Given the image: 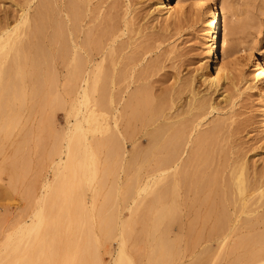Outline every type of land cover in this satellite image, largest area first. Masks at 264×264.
<instances>
[{
  "label": "rangeland",
  "instance_id": "374dc122",
  "mask_svg": "<svg viewBox=\"0 0 264 264\" xmlns=\"http://www.w3.org/2000/svg\"><path fill=\"white\" fill-rule=\"evenodd\" d=\"M14 1L20 3L22 0H0V26L6 17L16 14L18 5L16 4V7L11 5ZM34 2L48 6L44 12L46 14L44 21L48 19L44 28V30L47 28L44 31L47 34L45 39L42 38L44 35H40L42 39H39L22 34L17 42L23 40L21 43L24 44V49L18 47L17 55L12 50L6 56L5 49L0 50L1 62L17 63L23 68L19 71L4 69L0 74V249L9 235L15 234L22 225L37 224L36 218L41 215L39 233L42 232L40 233L42 237L40 236L38 241L42 242L40 246L43 249L48 248L47 252L50 256L47 255L52 259V263H57L55 253L58 241H61L64 251L76 247L83 252L81 254L83 264H113V260L118 255L121 257L126 255L127 263L123 257L125 264L130 261L131 264H256L254 252L264 251V220L256 219V216L264 211V195L258 197L256 203H254L255 198L245 206L239 203L240 212L235 211L233 214V205H225L228 217L222 221L226 228L232 227L231 230L217 233L209 231L214 216L206 214L203 210L205 207L201 212L194 210L195 216L189 213L187 216L176 218L174 213H169L166 215L165 223L170 227L165 230L158 229V208L161 203L157 194L159 187L154 185L153 176L159 173L156 160L160 155L145 153L143 155L146 157L142 154L137 157L136 154L132 156L134 152L131 154L130 150L133 149L128 138L123 140L127 153L115 147V145L121 147L122 139L117 136V130L112 124L110 97L113 93L118 95L119 109H121L127 93L133 91L137 85L145 84L156 95L160 90H169L173 87L178 78L190 77L196 69L207 62L206 26L201 22L203 10L189 1L181 11L167 17L163 13L154 11L156 0L88 1L83 12V28L79 41L84 39L83 31L99 25L103 17L116 11L119 17L129 20L128 29L118 38V42L128 44L126 52L133 50L143 52L142 60L135 67L134 74V76L141 74L143 79L140 83L134 80L129 84L127 92L123 93L124 81L122 76H119V88L113 90L109 86L112 75L110 64L108 60L103 61V70L99 78L105 85L100 90L98 88L90 92L88 98L90 97L91 100L81 106V110H95V121L101 129H89L84 123L85 143L89 147L86 150L87 156L80 161V154L74 155L76 157L72 159H66L65 149L67 128L75 121L72 107L78 106V99L74 88L69 89L65 86L63 61L58 54L51 55L49 52V50L56 51L61 42L67 44L63 37L64 40L59 41L57 32L54 34L57 20L63 21L66 0H34ZM171 2L176 4L177 0ZM209 2L219 10L225 5L229 7L226 13L229 46L241 43L255 54L258 50L264 51V0H209ZM48 14L53 16L49 17ZM235 26H239L236 32H234ZM37 42L46 54L44 58L38 57L39 66L45 67L44 71L38 73L30 71L31 64L36 59L34 53L38 52L35 48ZM30 43L32 44L28 47ZM80 54L83 55L81 61L85 62L86 54L82 51ZM218 59L221 60L220 55ZM229 60H231L229 66L231 79L226 84L228 91L225 93L229 94L230 101L229 104L220 103L217 106L219 112L207 117L209 122L219 120L222 123L215 138L217 144L213 143L215 146L213 145L214 153L212 151L211 161L208 160L210 163L206 161L210 165L205 166V163L202 168L208 167L207 172L220 168L219 172L225 175L227 162L233 159L245 160L251 167L250 171L257 172L264 180V121L260 113V97L256 88H247L251 84L248 74L251 70L250 63L243 62L237 55ZM93 62V60L89 63L87 61L88 64ZM122 95L124 98H120ZM212 98L218 101L220 97L215 98L213 95ZM124 116L122 111L117 121L119 131L125 128ZM76 133L77 131L71 129V136L75 137ZM143 139L138 140L139 143L133 148L138 146V149L141 147L143 149L147 145V141ZM143 160L145 163L142 162ZM71 163L82 166H79L80 168L74 166L72 171L69 168ZM170 172L171 170L167 175L170 181L167 179L165 184L168 197L164 203H169L173 189ZM195 176L197 177V175L192 176L193 179L196 178ZM147 178L153 180L152 182L149 180V189L147 188V192L137 193L138 187ZM63 194L73 195V198H65ZM188 194L192 195L188 196ZM188 194H185V189L182 190V213H187V204L195 201L193 191ZM112 202L113 206H111ZM58 215L60 219H57ZM75 219H80V223L76 221V225ZM87 220L91 223L89 221L87 223ZM78 224L81 228L83 226V230L79 229ZM68 227L73 228L72 233L67 232ZM105 227L109 230H105L107 233L103 234ZM120 228L124 233H119ZM62 229L66 231L63 232ZM249 229L252 230L248 231ZM57 230L60 233L59 238L56 236ZM48 232L51 233L48 235ZM73 235L78 238H73ZM81 235L84 237L80 238ZM100 237H103V240ZM122 240L124 247L118 248L120 247L118 243L122 244ZM100 241L102 243L97 246ZM85 245L89 247V251ZM76 248L73 250H77ZM119 249H123L120 251L125 254L122 255Z\"/></svg>",
  "mask_w": 264,
  "mask_h": 264
},
{
  "label": "bare ground",
  "instance_id": "6f19581e",
  "mask_svg": "<svg viewBox=\"0 0 264 264\" xmlns=\"http://www.w3.org/2000/svg\"><path fill=\"white\" fill-rule=\"evenodd\" d=\"M88 1L89 0H66L65 9H63L64 10V17L62 21L63 23L57 20L56 27H54L55 28L54 34L55 32H57V36L60 37L61 39V40L59 39V41H63L65 39L67 44H62L61 42L60 46L57 48L56 51L53 50L54 51L53 52L52 50H49V52H51V55L58 54V57L63 61L62 63L64 70L65 86L69 89L74 88L76 98L78 99V101L76 100L78 106L72 107V109H74L75 112L74 114L75 121L73 125L67 128L65 149H66V159H72L73 157L77 156L76 154H80L81 156L80 161L85 159V157L87 156L88 152L86 150L89 147V145L85 143L86 138L84 131L85 129L84 123L87 125L89 129L92 130L101 129L100 126H98L95 121V117H96L94 115L95 110L94 109L81 110V106H84L89 102V100H91L90 97L88 98V94L90 92H93V90H96L98 88L100 90V88L105 85L99 78V74L103 70L102 67L104 65L103 61L108 60L110 64L112 75L109 81V86L113 90H118L119 88V76H122V80L124 81V86H123L124 91H122L123 93L127 92V89L129 88V84L134 82V80H137L140 83V81L142 82L143 79V76H141V74L134 76L135 67L141 62L142 60L141 54L143 52L140 50H133L131 52H126L125 50L128 48V44L127 45L124 43L120 44L118 42V38L124 35L125 30L128 29L129 20H127V18L125 17L123 18L119 17L116 11L113 13L110 12L109 13L110 15H107V17H103L100 24L98 23L99 25H96L92 28H88L87 30L83 31L84 39L82 41H79L83 28V12L85 6L88 4ZM189 1L190 2L192 1L191 3H194L195 6L200 7L204 12L201 22L205 23L206 26L205 44L208 54L207 62L200 68L196 69L195 72H193L190 77L184 79L178 78L176 84L173 87H171L169 90H160L159 93H157L156 95L152 93L148 89L149 87L146 86L145 84L137 85V87H135L133 91L127 93L126 99L123 102L121 109H119V104H120L119 97L117 94L113 93V95L110 97L111 98L110 103L112 105V124L113 127L117 130V136L122 139L121 147H119L118 145H115V147H117L118 149L120 148L123 153H127V148L124 147L123 140H126L125 138H128L129 140H131L130 142L132 144L131 149H133L130 150L131 154L132 152H134L132 156L136 154L135 156L137 157V155L142 154L143 157H146V155L145 156L143 155L145 153H147V155L148 153H152V154L157 153L160 155L156 160V165L158 166L159 173L153 176L155 183L154 185H156V187L158 185L159 187L157 190L158 191L157 194H158V199L160 200L161 203V206L158 208L159 209L158 229L165 230L168 227H170L168 223L167 224L165 223L166 215L169 213L172 214L174 213L176 215L175 216L176 218L178 216L180 217L183 215L187 216L189 213L195 216V213H193L194 210L197 212L198 211L201 212L202 211L201 209L205 207L203 209L205 210V213L209 214L210 216H214L213 224L209 227L208 230L217 233V232H224L227 229L229 230L232 229V227L226 228L223 223L224 221H222L223 219L225 220L226 217H228L225 205L226 206L230 204L233 205V211H232L233 214L235 211L240 212L241 207L239 206V203H242V206H245L253 198H255L254 203H256L258 197L260 198L262 195H264V180L261 179V176H259L257 172L250 171L251 167L250 165L247 164L245 160H238V159H233L231 162H227V165L225 164L226 166L225 167L226 169H224L226 173L225 175L219 172L220 168L218 170L216 169L214 171L207 172L206 169L210 165L209 164L210 162L208 160L211 159L212 151L214 150L213 148L215 146L213 143L217 144V142H215V138L218 135L222 123L219 120L209 122L207 117L208 115L213 114L214 112L216 113L219 112L217 106L220 103L223 102L224 104H229L230 101L229 94L225 93L226 91H228V87H226V84L231 79L230 68H229V66L231 65V60L229 59L237 55L239 59L242 60L243 62L250 63L251 70L248 74L250 75L251 84L247 86V88H256L258 96L260 97V113H261L262 121H264V51L258 50L257 54H255L244 44L238 43L233 46L228 45L227 42L228 25L226 21V13L229 7L226 5L220 7L219 10L218 7L212 5L209 2V0H177L176 4H173L171 0H156L154 11L157 13L159 12L163 13L164 15L169 17L181 11L184 5ZM11 3H12L11 5L13 6H15L16 4L18 5L16 14L12 15L11 17H6L5 20L3 19L4 21L0 26V50L5 49L6 56L9 53H11L12 50H14V53L17 55L18 47L20 49L21 48L24 49L23 46L24 44L21 43V41L23 42V40H21L20 38L21 41L17 42V39L21 37L22 34L29 36L31 35L35 38L39 37V39L41 38L40 35H44V37L42 36L43 39H45L47 35L46 32L44 33V31H46L47 28L45 30L44 28L48 19L46 20V22L44 21L46 15L44 12H45V8H47L48 6L45 7L43 3L40 4L35 3L34 0H22L20 3L14 1ZM47 16H49V14ZM50 27L52 29V26ZM238 29L239 26H235L234 32H236ZM51 32H49V34H51ZM29 36L27 37L29 38ZM24 42L26 43L27 41L25 40ZM31 44L32 43H30L28 47H30ZM35 48L37 49L38 52L34 53L36 54L35 55L36 59L35 61L33 60V63L31 64L30 67V71L38 73L39 71L45 70V67L39 66V61H38V57L44 58L45 51L42 49V46L38 44V42L35 44ZM80 51L86 54L85 62L81 61L83 55L81 56ZM5 55L3 56L5 57ZM219 55L221 57L220 61L218 59ZM92 60L94 62L92 64H88ZM4 63L0 61V74L4 71V69L8 71H15V70L19 71L23 69L22 66H19L20 64L17 63L16 64L13 63L8 64V62L6 64ZM213 95H215V98L220 97L219 100L218 101L214 100V98H212ZM121 97L124 98L123 95L120 96V98ZM122 111L124 112L126 123H125V128L119 131L117 128V121L118 118L121 117ZM71 129L77 131L75 137L70 135ZM136 135H138V137H136ZM142 138H144L147 141V145L144 146L143 149L142 147L138 149L137 148L138 146L133 148V146H135L137 141ZM152 154L150 155L152 156ZM144 161L145 160H143L142 162ZM206 161H208L209 163L208 162L206 163ZM58 164L59 163H57V165ZM73 164L70 165L69 167L72 169V171L74 166L75 167L80 166V165L78 166V164L76 163L74 165ZM202 165L205 166L208 165V167L207 168L203 167L205 169L204 170L202 168ZM169 170H171L170 175L172 178L171 180L173 181V184L171 182L173 189L171 190V185H170L171 193L170 190L169 193L171 194V198H169V203H164L166 197H168L167 196L168 192L165 184L167 183L166 181L169 177L167 176ZM193 171L197 174L193 173ZM193 175H197V177L195 176L196 178L193 179L192 177ZM78 176L80 177V175ZM136 176L135 179L137 178ZM149 180L150 179L148 178L147 180H143L144 181L143 184L142 185L140 184L141 186L138 187L136 192L139 193L141 191L143 192L146 191L147 188L149 187V183L153 181L150 180L149 182ZM168 180L170 181V179ZM182 188L185 189V194H188L189 192L192 193L193 191V195H194L193 198H195V201H193V203L192 201H190L191 204L190 203L187 204L188 207L187 213H182L183 204L181 203L182 200L181 196H182V190L184 191V189ZM63 195L65 198H70V199L73 198V195L72 196H69L67 194H63ZM190 195L188 194V196ZM79 201H81V199ZM111 201L112 200H110V203ZM80 203L81 202H79V204ZM113 205L114 203L112 202L111 206ZM81 212H83V210ZM59 216L60 215H58L57 219H60ZM106 217L105 219L108 218ZM36 219H37V224L35 223V225L33 224L32 226L31 224L29 226L22 225L20 228H18L15 234H11L5 239L3 247L0 249V264H83L84 263L81 260V254L83 253L81 250H78L76 247L72 246L77 250H73L74 248L73 249L68 248V250L64 251L63 248L61 247V241L60 242L58 241L56 248L57 254L55 253V256L57 255L55 257L57 263L55 262V260H54L55 263H52L51 262L52 259H50L49 257L50 255L47 252L48 248L46 250L43 249L40 246L42 242L40 243L38 241V239L41 236L40 233H42V232L39 233V224L41 227V223H42L41 215H39L38 218ZM83 219L81 220L83 221ZM109 219H113V218L109 217ZM256 219L264 220V211L260 212L256 216ZM76 221H79L80 223V219L79 220L75 219L74 221L75 224ZM88 221L89 220H87V223ZM91 221H89V223H91ZM70 224L72 225V223ZM80 228L81 227L79 225V229ZM82 228L81 230H83ZM114 228H112V231ZM52 229L54 228L52 227ZM105 230H109V229L107 228L103 229L102 232L103 234L105 233ZM250 230L252 229H249L248 231ZM62 231L60 232L62 233ZM119 231H118L119 233L123 232L121 228ZM67 232L72 233L73 228L68 227ZM85 232L87 231L85 230ZM45 233L47 234V232ZM49 233L51 232H48V235ZM56 234H57L56 235L57 238H59L60 233L58 232V230ZM79 234L80 233H78V235ZM74 235L73 238L74 237L78 238V236H74ZM119 235L121 236V234H118V236ZM82 236L83 235H81L80 238H82ZM104 237L106 239V236ZM100 239L103 240V237H100ZM65 241H67V239ZM45 242L43 244H45ZM73 242L71 243L73 244ZM89 243L88 246L90 245ZM101 243L102 241H100V243H98L97 246ZM119 243L118 246L120 247L118 246L117 247L123 248L124 247L123 240H122V244ZM69 249L71 250L69 251ZM87 250L89 251V247L87 248ZM120 250L123 251V249H119L120 253H121ZM49 252H51V250ZM90 252H92V250ZM117 254H119L118 251ZM121 254L124 255L125 253L123 252ZM83 256L84 255H82V257ZM254 256L256 258V264H264V251H260V253H256L255 251ZM123 257L126 259V263H127L128 260L126 258V255H124ZM123 257H121L120 255L116 256L115 260H113V264H125V260L123 259ZM51 258H52V254H51ZM82 259L85 260V258ZM91 259L93 258L91 257ZM154 260H158V259H154ZM89 261L91 262V260ZM97 263H102V262H97ZM128 264H131V261Z\"/></svg>",
  "mask_w": 264,
  "mask_h": 264
}]
</instances>
